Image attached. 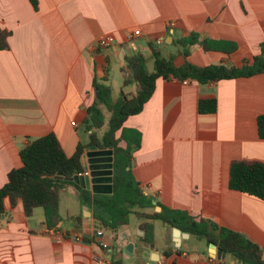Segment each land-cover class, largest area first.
Masks as SVG:
<instances>
[{
	"label": "crops",
	"instance_id": "0c3cea01",
	"mask_svg": "<svg viewBox=\"0 0 264 264\" xmlns=\"http://www.w3.org/2000/svg\"><path fill=\"white\" fill-rule=\"evenodd\" d=\"M0 27L11 32L9 49L0 51L1 188L7 174L21 167L19 152L28 142L53 133L67 157L78 143H87L82 122L97 97L93 80H101L107 66L112 90L111 74L125 66V57L139 53L145 58L157 39L164 42L158 50L166 46L161 55L173 56L177 66L184 60L170 51L171 44L190 33L198 34L199 43L217 46L208 51L191 47L186 61L194 66L251 63L264 40V0H36V8L30 0H0ZM134 31L140 34L130 39ZM106 35L115 39L113 45L88 50ZM129 86L128 94L138 91L135 84ZM209 99L216 100V112L200 114L199 101ZM260 116L264 75L206 85L159 78L142 111L123 127L140 134L129 169L153 204L244 235L262 249L264 260V201L228 187L233 161L264 163ZM91 149L82 156V174L88 172L85 153ZM61 197L76 207L66 206L67 228L59 202L60 222L53 233H45L44 215L25 218L20 205L8 210L0 219V264H110L112 258L122 264H235L204 241L205 247L189 250L190 235L176 243L173 229L159 221L153 222V243H145L142 220L134 215L119 229L117 237L128 233L119 252L99 248L92 209L80 205L73 186L65 187ZM157 208L143 212L158 213ZM108 240L114 241L112 233ZM131 243L132 251L124 253Z\"/></svg>",
	"mask_w": 264,
	"mask_h": 264
},
{
	"label": "trees",
	"instance_id": "16d2710c",
	"mask_svg": "<svg viewBox=\"0 0 264 264\" xmlns=\"http://www.w3.org/2000/svg\"><path fill=\"white\" fill-rule=\"evenodd\" d=\"M36 8V0H30ZM11 32L0 27V51L9 49L8 39ZM178 48V55L184 62L177 66L174 57L165 58L154 44H149L153 60L152 71L146 69V59L139 53L125 57V66L120 68L123 78L122 86L135 84V94L120 90L118 98H112L108 85L110 70L104 68L101 80H93V88L98 94L93 104L86 110L82 122L87 132V143H78L74 154L67 157L53 133L34 139L19 152L21 167L7 174L6 183L0 188V216H6L8 210L20 205L25 218H31L35 209L41 208L44 224L48 229H55L60 222V192L67 186L78 191L81 206L92 209L93 219L100 221L105 230L112 233L114 240L119 229L128 223L130 215L142 222L140 231L144 233L141 240L153 243L154 221H159L169 229H177L182 234L190 235L206 244H214L224 256L230 257L235 264H264L262 249L240 233L220 228L205 219L196 220L185 211L165 208L143 194L135 181L131 170L127 169L132 162L133 153L140 147V134L123 127L131 116L138 115L151 98L155 82L177 80L179 82H197L206 85L223 80L250 78L264 75V40L259 45V54L246 61L241 67L230 64L197 67L186 61L191 47L200 45L204 50H214L217 46L212 41L198 42V34L190 33L172 44ZM108 61H106V65ZM215 99L200 100V114L216 112ZM103 109L108 113L104 116ZM257 132L264 140V116L257 118ZM124 142L125 146L121 143ZM112 149L113 182L110 195H91L70 179L83 173L82 156L88 148ZM58 177V178H57ZM61 177L62 179H60ZM228 187L251 197L264 201V163L256 161H233L229 168ZM160 207V212L145 213ZM83 241L94 242L83 238ZM99 248H104L98 245ZM110 264H122L120 258H112Z\"/></svg>",
	"mask_w": 264,
	"mask_h": 264
},
{
	"label": "water",
	"instance_id": "95a60500",
	"mask_svg": "<svg viewBox=\"0 0 264 264\" xmlns=\"http://www.w3.org/2000/svg\"><path fill=\"white\" fill-rule=\"evenodd\" d=\"M96 96L98 94L96 93ZM86 162L88 164L87 175L77 176L67 179L79 185L81 189L90 191L94 195H110L112 193V182H113V152L112 149H97L93 147L91 150L85 153ZM128 166L127 169H129ZM58 178V177H57ZM62 179L61 177H59ZM156 211H160L159 208ZM4 216H0L3 219ZM90 225V223H89ZM92 234L94 236L95 242L99 245H103L105 249L107 247H112L111 252H119L120 248L123 246L124 242L128 238V233L125 231L120 232V235L114 240L109 241L108 236H110V231L107 235L104 234V228L100 221L94 220L92 226ZM122 228V227H121ZM120 228V229H121ZM172 235L176 243L180 242L182 236L188 237L187 234H182L179 230L173 229ZM211 247L216 249L214 244H210ZM133 244H127L123 252L128 253L132 251ZM218 257H224L218 250L216 252Z\"/></svg>",
	"mask_w": 264,
	"mask_h": 264
},
{
	"label": "rangeland",
	"instance_id": "374dc122",
	"mask_svg": "<svg viewBox=\"0 0 264 264\" xmlns=\"http://www.w3.org/2000/svg\"><path fill=\"white\" fill-rule=\"evenodd\" d=\"M166 45V44H165ZM164 48H166V46L164 47H160L159 50H163ZM147 49V47H146ZM148 50V49H147ZM145 52V59L147 60L146 61V69L148 72H151L152 71V65H153V60H152V57H151V54L149 51ZM170 51H172V53H177V48L174 47L173 49H171ZM112 76V80H111V86H112V96L114 98H118V95H119V92L120 90H123L124 92H129L131 90V87L130 86H127V87H123L122 86V77H121V73L119 70H115V72H113L111 74ZM103 112H104V116L105 118L107 119L108 118V113L103 109ZM61 201V207H60V212H61V216L63 218L64 221V224L65 226H69V222L66 218V213H65V209H66V206L67 204L70 205L75 209V204L72 200H65L63 197H61L60 199ZM17 209L20 210V207L18 206ZM42 218L43 217V210L41 208H38V209H35L34 212H33V215H32V218L33 219H39V218ZM68 228V227H67ZM205 247V243L202 242V241H198L194 238L191 239L190 243H189V246L187 247L189 250H199L200 248H203Z\"/></svg>",
	"mask_w": 264,
	"mask_h": 264
},
{
	"label": "built area",
	"instance_id": "2783aa9c",
	"mask_svg": "<svg viewBox=\"0 0 264 264\" xmlns=\"http://www.w3.org/2000/svg\"><path fill=\"white\" fill-rule=\"evenodd\" d=\"M171 26H173V23L171 24ZM139 34H140L139 31H134V33L130 37V39H132L133 37L139 36ZM114 41H115V39L112 36H109V35L103 36V37L99 38L94 43V45H89L88 46V50L92 51V50H94L96 48L97 49H107L109 46L114 44ZM154 43H155L156 46H159V45H162L164 42H163V39H157ZM72 125H74V123H72ZM84 175H87V173L77 174V176H84ZM55 231H56V229H47L45 231V233H53ZM175 250L177 251L178 248H176ZM154 264H164V263H163V260H158Z\"/></svg>",
	"mask_w": 264,
	"mask_h": 264
}]
</instances>
